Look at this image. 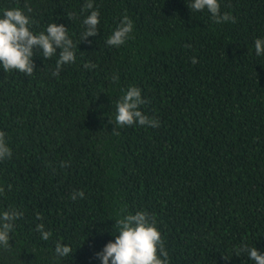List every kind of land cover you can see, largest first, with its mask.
Returning a JSON list of instances; mask_svg holds the SVG:
<instances>
[{
    "label": "trees",
    "instance_id": "1",
    "mask_svg": "<svg viewBox=\"0 0 264 264\" xmlns=\"http://www.w3.org/2000/svg\"><path fill=\"white\" fill-rule=\"evenodd\" d=\"M87 2L0 0V15L20 8L35 34L63 24L77 45L55 76L59 53L36 48L31 76L0 65L12 152L0 161V212L21 213L0 264H101L115 220L137 211L155 219L169 264H255L240 249L264 253V54L254 47L264 0H218L235 23H215L190 0H92L100 24L80 41ZM124 16L129 39L107 45ZM130 86L158 127L110 122ZM76 190L84 197L73 200ZM58 242L71 256H56Z\"/></svg>",
    "mask_w": 264,
    "mask_h": 264
},
{
    "label": "clouds",
    "instance_id": "2",
    "mask_svg": "<svg viewBox=\"0 0 264 264\" xmlns=\"http://www.w3.org/2000/svg\"><path fill=\"white\" fill-rule=\"evenodd\" d=\"M190 10L200 11L207 9L215 23L231 21L235 23V17L229 13L220 12L218 0H190L188 3ZM89 9L90 14L83 20L86 26L81 40L97 34V27L100 24L99 12L93 9L92 0L84 5ZM31 12V8L28 9ZM32 21L25 13L17 7L9 8L0 15V65L4 71L16 70L27 76L34 73V48L41 50V55L49 59L59 53L56 61V68L53 75H58L63 65L75 61L74 49L77 45L68 36V28L56 22L50 23L46 27V32L35 34L31 30ZM133 31V22L129 17L124 16L117 28L107 38L106 44L113 47L123 45ZM255 53L257 56L264 54V39L257 38L254 41ZM59 49V52H57ZM196 63V59H192ZM85 68L95 67V65L85 64ZM117 80L118 76H113ZM145 103L142 99L141 89L130 86L125 94L116 104L115 126L121 128L138 123L142 126L158 127L156 119L149 118L141 110L140 106ZM12 155L10 147L6 143L5 133L0 131V161L10 158ZM62 166H67L63 162ZM4 188L0 186V193ZM84 192L76 190L71 194V198L76 200L83 198ZM21 215L15 209L0 212V246H9L10 233L14 229V222ZM39 219V214H37ZM116 231L113 234L115 239L109 240L101 251L95 255L100 259L101 264H169L168 253L164 248L161 234L155 226V219H150L144 211H137L135 214H127L123 218L115 220ZM44 240H48L50 232L44 230L43 224L36 226ZM240 251H246L249 258L255 264H264V253L255 247H242ZM54 252L58 258L71 256L73 249L62 243L55 245ZM227 259V257H225Z\"/></svg>",
    "mask_w": 264,
    "mask_h": 264
}]
</instances>
